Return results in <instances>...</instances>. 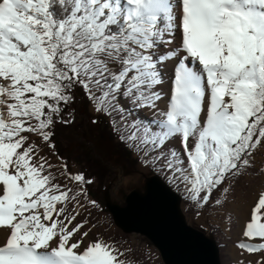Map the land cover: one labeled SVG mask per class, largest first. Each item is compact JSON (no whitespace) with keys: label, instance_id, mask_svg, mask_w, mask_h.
<instances>
[{"label":"snow or ice","instance_id":"6c2138e0","mask_svg":"<svg viewBox=\"0 0 264 264\" xmlns=\"http://www.w3.org/2000/svg\"><path fill=\"white\" fill-rule=\"evenodd\" d=\"M81 94L165 191L222 205L264 148V0H0V264H128L85 245L96 179L55 142ZM243 236L264 264V193Z\"/></svg>","mask_w":264,"mask_h":264},{"label":"rangeland","instance_id":"374dc122","mask_svg":"<svg viewBox=\"0 0 264 264\" xmlns=\"http://www.w3.org/2000/svg\"><path fill=\"white\" fill-rule=\"evenodd\" d=\"M170 89L171 80H168L164 92L168 93ZM72 107L75 109V121L68 126L57 125L55 142L60 156L67 159L72 171L83 170L96 179L90 188V196L97 201L99 209L91 210L90 216L84 212L79 217V220L88 217L89 226L96 225L85 240V245L102 236L124 253L121 259L128 264H163L158 251L145 236L122 232L109 212L104 210L103 195L106 189L113 201L122 203L125 193L142 188L145 177L153 174L147 168H142L125 144L113 134L109 117L93 112L91 104L82 94ZM94 119L96 123H93ZM45 152H48L47 148ZM52 162L56 163L57 157L53 156ZM254 164L255 167L248 169L244 175L228 182L231 188L222 205L214 203L216 199L224 200L220 191L213 192V202L202 208L186 200L182 191H176L181 195L180 207L187 222L217 241L221 264H240V261L255 264L259 258L257 254L246 251L241 255L242 250L237 246L242 240L245 243L256 242L244 237L243 232L251 209L260 194L264 193V172L260 171L264 166V148L255 153ZM60 182L63 183V179Z\"/></svg>","mask_w":264,"mask_h":264},{"label":"water","instance_id":"95a60500","mask_svg":"<svg viewBox=\"0 0 264 264\" xmlns=\"http://www.w3.org/2000/svg\"><path fill=\"white\" fill-rule=\"evenodd\" d=\"M166 188L161 176L150 175L142 188L125 193L122 203L106 189L104 206L122 232L145 236L163 264H221L217 241L187 222L181 195Z\"/></svg>","mask_w":264,"mask_h":264},{"label":"trees","instance_id":"16d2710c","mask_svg":"<svg viewBox=\"0 0 264 264\" xmlns=\"http://www.w3.org/2000/svg\"><path fill=\"white\" fill-rule=\"evenodd\" d=\"M163 178V177H162ZM104 210L107 212L106 208H104ZM110 216V215H109ZM122 235H125L124 233H122Z\"/></svg>","mask_w":264,"mask_h":264},{"label":"bare ground","instance_id":"6f19581e","mask_svg":"<svg viewBox=\"0 0 264 264\" xmlns=\"http://www.w3.org/2000/svg\"><path fill=\"white\" fill-rule=\"evenodd\" d=\"M168 93L170 94V91Z\"/></svg>","mask_w":264,"mask_h":264}]
</instances>
